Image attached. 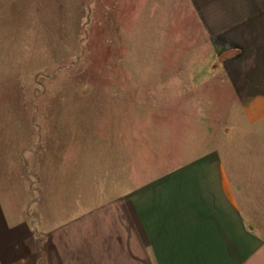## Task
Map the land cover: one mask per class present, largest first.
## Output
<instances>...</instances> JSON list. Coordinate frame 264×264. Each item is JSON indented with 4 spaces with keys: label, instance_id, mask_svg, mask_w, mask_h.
<instances>
[{
    "label": "crops",
    "instance_id": "1",
    "mask_svg": "<svg viewBox=\"0 0 264 264\" xmlns=\"http://www.w3.org/2000/svg\"><path fill=\"white\" fill-rule=\"evenodd\" d=\"M210 4L226 55L188 75L208 102L181 107L178 136L162 123L175 155L59 153L9 139L0 114V264H264V0Z\"/></svg>",
    "mask_w": 264,
    "mask_h": 264
},
{
    "label": "rangeland",
    "instance_id": "2",
    "mask_svg": "<svg viewBox=\"0 0 264 264\" xmlns=\"http://www.w3.org/2000/svg\"><path fill=\"white\" fill-rule=\"evenodd\" d=\"M210 7V0H0V114L9 139H41L43 149L55 144L73 155L115 147L123 166L132 146L161 153L169 145L163 155H175L182 139H161L162 123L178 136L184 104L200 98L193 91L200 82L188 75L216 71L226 55ZM102 169L89 168L91 178ZM255 214L264 234V209Z\"/></svg>",
    "mask_w": 264,
    "mask_h": 264
}]
</instances>
